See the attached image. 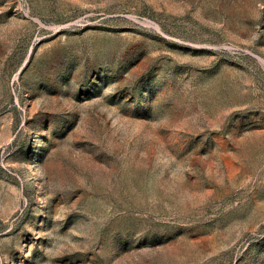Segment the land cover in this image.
<instances>
[{"label":"rangeland","instance_id":"1","mask_svg":"<svg viewBox=\"0 0 264 264\" xmlns=\"http://www.w3.org/2000/svg\"><path fill=\"white\" fill-rule=\"evenodd\" d=\"M0 264H264V0H0Z\"/></svg>","mask_w":264,"mask_h":264},{"label":"bare ground","instance_id":"2","mask_svg":"<svg viewBox=\"0 0 264 264\" xmlns=\"http://www.w3.org/2000/svg\"><path fill=\"white\" fill-rule=\"evenodd\" d=\"M157 28V27H156ZM159 28V27H158ZM262 61V60H261Z\"/></svg>","mask_w":264,"mask_h":264}]
</instances>
